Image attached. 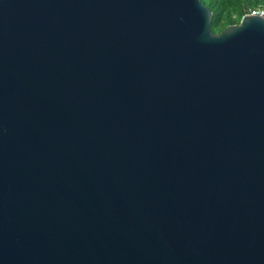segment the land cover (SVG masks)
I'll return each instance as SVG.
<instances>
[{"label": "water", "instance_id": "obj_1", "mask_svg": "<svg viewBox=\"0 0 264 264\" xmlns=\"http://www.w3.org/2000/svg\"><path fill=\"white\" fill-rule=\"evenodd\" d=\"M200 0H0V264H264V16Z\"/></svg>", "mask_w": 264, "mask_h": 264}, {"label": "trees", "instance_id": "obj_2", "mask_svg": "<svg viewBox=\"0 0 264 264\" xmlns=\"http://www.w3.org/2000/svg\"><path fill=\"white\" fill-rule=\"evenodd\" d=\"M212 12L210 29L221 32L227 25L238 23L241 16L256 8L264 9V0H200Z\"/></svg>", "mask_w": 264, "mask_h": 264}, {"label": "built area", "instance_id": "obj_3", "mask_svg": "<svg viewBox=\"0 0 264 264\" xmlns=\"http://www.w3.org/2000/svg\"><path fill=\"white\" fill-rule=\"evenodd\" d=\"M248 13L252 14V15H262V16H264V9L263 8H256V9L250 10Z\"/></svg>", "mask_w": 264, "mask_h": 264}]
</instances>
